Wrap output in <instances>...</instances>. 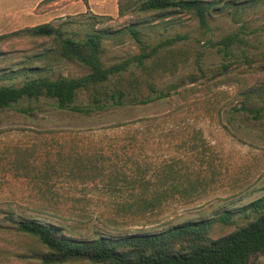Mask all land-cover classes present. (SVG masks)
I'll return each mask as SVG.
<instances>
[{
	"label": "rangeland",
	"instance_id": "obj_1",
	"mask_svg": "<svg viewBox=\"0 0 264 264\" xmlns=\"http://www.w3.org/2000/svg\"><path fill=\"white\" fill-rule=\"evenodd\" d=\"M203 1L219 2L207 29L185 14L119 18V0L33 2L22 30L52 23L67 37H79L121 31L147 19L160 24L140 25L147 44L178 35L188 39L171 47L167 67L153 71L148 62L150 77L131 68L158 89L179 84L166 100L91 116L57 109L49 100H25L0 111V264H41L38 258L47 253L36 239L18 234L6 222L9 217L55 225L81 240L161 233L232 212V225L214 226L211 236L217 239L257 217L246 208L264 198V119L254 121L235 109L247 92L264 86V62L259 56L252 63L244 60L264 53V0ZM9 2L0 0V17ZM240 30L247 45L232 47L228 56L213 46ZM51 47V39L27 36L1 41L0 70H18L27 57ZM140 53L141 46L121 34L103 42L102 60L113 65ZM85 74L64 62L49 71L0 79V86ZM140 89L148 93L146 85ZM88 101L82 93L77 104ZM144 118L159 119L136 123ZM130 123L136 124L109 129Z\"/></svg>",
	"mask_w": 264,
	"mask_h": 264
},
{
	"label": "trees",
	"instance_id": "obj_2",
	"mask_svg": "<svg viewBox=\"0 0 264 264\" xmlns=\"http://www.w3.org/2000/svg\"><path fill=\"white\" fill-rule=\"evenodd\" d=\"M82 1L88 4V0ZM249 2L243 5L251 4ZM218 6L219 2L203 0H119L118 3L119 18L135 14L139 17L151 15L153 20H159L185 14L198 19L203 29L209 27L211 13L220 11ZM141 24L146 27L160 25H151L146 19L132 23L121 31L101 30L79 37H67L63 27L46 23L0 35V42L19 36L53 41V47L27 57L24 67L18 70H0V79L14 80L22 75L49 71L64 62L87 71V74L81 77H59L55 80L41 77L29 79L20 86H0V111L15 108L25 100H49L54 102L53 105L57 109L91 116L128 105L145 106L168 99L172 92H177L179 84L158 89L149 80L132 73L131 68L136 66L144 75L148 74L150 77L152 72L148 71V62L151 61L153 69H150L153 71L167 67L172 61L171 47L187 40L188 37L178 35L150 45L142 40ZM121 34L128 35L139 44L141 53L122 62L107 65L102 60L103 42L108 37L117 40ZM236 45H247L243 30L213 43L220 53L227 56L230 49ZM258 56V60L264 62V53L254 57L246 55L244 60L246 63H252ZM223 68L226 71L229 67L223 65ZM125 73L130 74L125 77ZM190 80L196 79L190 77ZM143 85L147 86L146 94L141 93L140 87ZM82 93L87 94V105L77 104ZM235 111L244 112L254 121L263 120L264 86L247 92L241 107ZM158 119L144 118L136 123ZM136 123L117 124L109 129L121 130ZM132 135L136 136L134 133ZM246 209H251L257 217L235 232L217 239L211 236L214 226L218 223L232 225V212H225L211 219L189 221L161 233L121 238L101 236L94 240L71 238L61 227L36 221L9 217L6 222L13 225L18 234L36 239L47 250L46 254L38 258L41 264H258L259 259L264 257V198L251 203Z\"/></svg>",
	"mask_w": 264,
	"mask_h": 264
},
{
	"label": "crops",
	"instance_id": "obj_3",
	"mask_svg": "<svg viewBox=\"0 0 264 264\" xmlns=\"http://www.w3.org/2000/svg\"><path fill=\"white\" fill-rule=\"evenodd\" d=\"M8 1H10L9 9L7 13H3L0 17V35L22 30L21 28L24 25L25 18H27L28 12H30L31 8H33V2L35 0H13L14 2L12 0ZM2 10L3 9L0 7L1 13Z\"/></svg>",
	"mask_w": 264,
	"mask_h": 264
}]
</instances>
